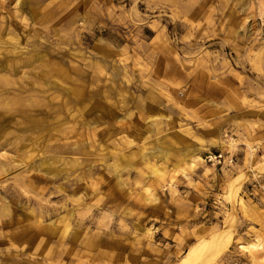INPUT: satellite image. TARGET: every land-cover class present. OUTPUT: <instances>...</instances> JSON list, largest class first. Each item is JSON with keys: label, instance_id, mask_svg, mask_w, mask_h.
<instances>
[{"label": "rangeland", "instance_id": "1", "mask_svg": "<svg viewBox=\"0 0 264 264\" xmlns=\"http://www.w3.org/2000/svg\"><path fill=\"white\" fill-rule=\"evenodd\" d=\"M224 230L208 264H264V0H0V264H180Z\"/></svg>", "mask_w": 264, "mask_h": 264}, {"label": "bare ground", "instance_id": "2", "mask_svg": "<svg viewBox=\"0 0 264 264\" xmlns=\"http://www.w3.org/2000/svg\"><path fill=\"white\" fill-rule=\"evenodd\" d=\"M19 0H17L18 2ZM230 142H234L236 144V139L230 138ZM248 149H250L247 153V156L253 155V148L249 147V144H247ZM227 147V144H223L222 141H213L210 143H207L204 145V148H223ZM229 148H232L233 150L237 149L233 146H228ZM231 151V149H230ZM167 155V154H164ZM119 162L114 164V173L118 172L120 169H122L127 163H129L124 155H120L118 158ZM203 162L202 158H199V162ZM46 168L48 170L51 169L49 165H46ZM157 168L153 167L152 172L154 174L157 173ZM241 188V183H236L232 190L231 194L233 197L232 202V213L226 218V226L230 229L233 227L235 217H236V208H235V199L236 196ZM41 219H38L40 221ZM52 226L55 227L54 234H63L68 232L69 230V222L64 220H57L55 221ZM230 244V236L227 232V230L222 231L218 235H215L211 237L209 240L205 241L204 243L200 244L198 247L190 250L184 258L181 260L180 264H208L215 258H217L219 255H221L225 249ZM253 247H257L258 245L253 244ZM243 247V246H242Z\"/></svg>", "mask_w": 264, "mask_h": 264}, {"label": "built area", "instance_id": "3", "mask_svg": "<svg viewBox=\"0 0 264 264\" xmlns=\"http://www.w3.org/2000/svg\"><path fill=\"white\" fill-rule=\"evenodd\" d=\"M230 146H235V143L231 142ZM228 154H229V152H226L225 154L220 153V152L214 153L213 157H209V159L211 158V160H213L217 164H220L221 161H224L228 164H231L233 162V157L231 155H228Z\"/></svg>", "mask_w": 264, "mask_h": 264}]
</instances>
